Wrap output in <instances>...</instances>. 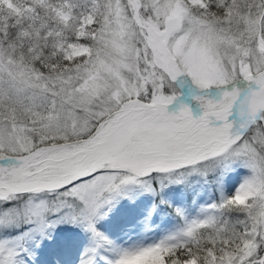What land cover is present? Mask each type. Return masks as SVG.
Masks as SVG:
<instances>
[{"label":"snow or ice","instance_id":"snow-or-ice-1","mask_svg":"<svg viewBox=\"0 0 264 264\" xmlns=\"http://www.w3.org/2000/svg\"><path fill=\"white\" fill-rule=\"evenodd\" d=\"M141 193L148 231L113 237ZM62 226L78 264H264V0H0V264Z\"/></svg>","mask_w":264,"mask_h":264},{"label":"rangeland","instance_id":"rangeland-1","mask_svg":"<svg viewBox=\"0 0 264 264\" xmlns=\"http://www.w3.org/2000/svg\"><path fill=\"white\" fill-rule=\"evenodd\" d=\"M183 100L191 103L190 93L186 92ZM173 108L176 105L172 106ZM194 109L195 106L193 105ZM199 112V109H195ZM197 188L173 186L164 192V198L173 206L190 205L196 197ZM201 198L206 194L201 193ZM156 198L141 193L135 199L120 200L105 225L113 237H123L126 232L141 233L148 231L149 221L145 217L151 212ZM175 222L172 207L160 205L150 217L151 230L156 234L171 227ZM86 244V237L79 230L62 226L54 233V240L50 241L40 255L41 264H78L79 255Z\"/></svg>","mask_w":264,"mask_h":264},{"label":"bare ground","instance_id":"bare-ground-1","mask_svg":"<svg viewBox=\"0 0 264 264\" xmlns=\"http://www.w3.org/2000/svg\"><path fill=\"white\" fill-rule=\"evenodd\" d=\"M195 114H197V115H198V114H199V112H195Z\"/></svg>","mask_w":264,"mask_h":264}]
</instances>
